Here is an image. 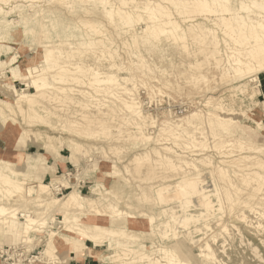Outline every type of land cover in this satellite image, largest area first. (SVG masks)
<instances>
[{
    "label": "bare ground",
    "instance_id": "1",
    "mask_svg": "<svg viewBox=\"0 0 264 264\" xmlns=\"http://www.w3.org/2000/svg\"><path fill=\"white\" fill-rule=\"evenodd\" d=\"M0 1L6 3L10 0ZM26 1L44 5L53 3L54 7L57 4L63 5L70 13L73 9V13L82 10L89 15L100 12L109 22L114 20L112 28L118 36L122 33L126 35L121 36L120 42L114 41L104 25L95 20L83 19L77 23L72 20L75 23L73 26V23L70 24L72 27L68 23L61 24L65 22L63 18L48 8L34 10L38 14L35 26H29L23 21V28L14 30L12 20L6 17L9 11L0 7V53L3 48H10L9 44L2 41L9 39L8 36L12 33L15 34V39L21 37L19 41L22 44L26 37L31 35L30 38H34L40 35L39 40L35 42V47L39 48L40 52L27 59L24 70L18 67L16 56L0 58V92L3 96L11 97V100L0 98V123L12 124L17 112L35 118L52 115L53 111L59 109L60 114L55 112L53 116L58 118L61 131L90 136L88 130H91L92 126L100 131L101 128L105 129L102 123L104 120L99 118L103 114L111 121H116L115 116L121 115L120 121L114 124L121 134L119 138L122 137L125 141L152 142L156 145L148 147L143 153H135L130 162L139 172L138 168L142 162L151 161L145 169L144 177L135 176V187L142 195L152 191L156 201L162 204L159 211L163 218L159 225L165 227V230H155L160 234L158 241L153 238L142 239V234H147L149 228L142 220L117 208L116 204L125 202L126 198L120 187L110 189L97 180L82 193L62 174L51 182H43L42 176L49 166L46 155L28 157L25 153L10 154L6 150L4 153L0 152V241L3 236L10 234L20 236L24 240L30 239L33 233L43 231L50 220L55 226L59 224L49 227L47 239L44 241V253L50 255L53 252L58 255L62 247L67 251L70 249L69 253L77 248L96 252L99 250V244H105L107 250L114 251L112 261L117 264H185L191 260L193 245L197 247L195 255L201 264H209L218 251L215 252L213 247V243L216 244L218 240V234L210 222L221 224V230H225L220 222L221 217H218L215 211H221L225 207L227 212L231 213L235 204L240 211L245 207H252L255 203L264 207V147L250 143L251 134L237 125L231 116L232 111L220 104L221 100L214 104L208 103L206 111H192L178 122L166 115V120L158 126L151 116L148 125L156 126L158 130L156 135H150L146 132L148 117L142 112L133 92L137 87V80L134 74L118 75V72L129 69L122 60L117 62L116 59H119L121 52L127 54L130 65L134 64L135 69H140L136 72L142 73L147 64L138 53L139 47L146 46L152 39L168 35L182 43L191 37L197 46L202 47L206 44H202L200 39L202 36H208L211 39L207 44L211 43L210 56L213 66L220 69L221 77L228 76L227 79L232 80L248 78L249 82L256 81L259 84L258 73L264 72V0ZM197 16L200 19L196 18ZM142 19L145 21V27H141L139 32L134 31L135 24ZM185 21L189 22L187 26L182 25ZM206 21H211L215 27H208ZM59 25L62 27L59 28ZM218 30L223 34V39L217 37ZM51 31L54 36L50 34ZM138 33H143L144 38L139 40ZM221 42L224 44L223 49L219 47ZM90 55L94 57L91 59ZM86 56L94 63H91V60L86 61ZM133 57L139 58L136 61L141 65L134 63ZM210 59L209 61L212 60ZM6 71L9 75L5 74ZM199 80L207 81L208 76L200 75L196 81L200 82ZM14 81H23L25 88L17 89ZM192 82L196 84L195 81ZM30 88L33 90L30 91ZM157 90L160 92L159 88ZM47 103L56 104L59 108L52 111L53 106L47 107ZM60 103L66 106L61 107ZM259 103L264 107V100ZM68 106H75L77 109L68 110ZM90 106L101 115H92ZM249 119L255 124L251 129L264 128L260 120L250 117ZM53 125L51 123L50 127L54 129ZM6 126L9 127L10 124L7 123ZM7 130L10 131L9 128ZM16 132L12 131L13 139L19 135L18 131ZM96 132L95 134L98 133ZM108 132L109 130L106 133ZM115 132L114 135L117 134ZM113 133L111 132V135ZM23 138L30 143L35 140L40 143L46 154L53 156L56 153V156L65 161H78L84 149L79 141L69 138L67 147L70 155L62 156L56 142L60 143V148L64 143L62 140L58 141V137L52 140L50 135L44 137L25 131ZM38 138L44 141H36ZM213 156L218 158L216 162ZM51 168V171L55 172L54 167ZM204 168H207L212 181L211 189L208 188L206 174H203ZM110 169L106 172L107 176L119 175L115 164H110ZM25 170H34V175L29 174L30 179L25 178ZM125 171H128L127 166ZM156 178L162 182H170L157 185L146 183ZM61 187L68 191L61 193ZM116 188L121 192L117 193ZM60 193L62 196L58 195ZM241 194L245 197L240 198L237 203L236 198ZM254 198L258 202L254 200L251 203ZM17 209H21L20 212L23 213L17 212ZM105 209H109L110 213H105L102 217L97 216ZM50 213L52 214L49 219ZM55 213H59L61 218L57 220ZM20 216H23V219H19ZM246 216L240 214L243 220ZM245 222L247 224L246 219ZM258 226L260 225L256 227ZM177 229L185 232L184 235ZM203 229L210 234L204 239L194 240L192 233ZM87 242L91 245H86ZM261 243L264 245V242ZM12 254L11 252V257ZM64 259L66 258L61 262H66Z\"/></svg>",
    "mask_w": 264,
    "mask_h": 264
},
{
    "label": "rangeland",
    "instance_id": "2",
    "mask_svg": "<svg viewBox=\"0 0 264 264\" xmlns=\"http://www.w3.org/2000/svg\"><path fill=\"white\" fill-rule=\"evenodd\" d=\"M15 5L20 6L16 7ZM13 6H15V8ZM0 7H2L5 11H9L6 14V17L7 19L12 20V24H14V30H21V28H23V24L25 23L23 21H26L29 26H35V20H37L36 18H38V14H36L34 10L48 8L52 9L53 13L57 16L60 15L59 17L63 18L65 22H59L61 24L65 25L68 23L70 25L71 23H73V21H76L75 23H77L78 20L83 19L87 21L95 20V22L98 21L104 25V28L107 30L111 38L114 39V41L120 42L121 36L126 35L122 33L121 36H118V34H116L112 28V23L114 22V20L109 22L108 18L104 17L100 12L94 15H89L85 14L82 10H76L75 13H73V9V12L70 13L66 11L67 9L66 7H63V5L57 4L55 8L53 3H45L44 5V3L30 2L26 0H10L6 3L4 1H0ZM59 7L62 9H60ZM11 8L14 9L10 10ZM56 11L59 13H57ZM196 18L200 19L199 16H197ZM17 19L18 22H16ZM75 23L71 25L73 26ZM188 24L189 22L187 21L182 22L183 26H187ZM205 24L208 27H215L211 21H206ZM71 25L70 27H72ZM60 27H62V25H59V28ZM141 27H145V21L143 19L135 24L134 31L139 32L141 30ZM48 28H50V26ZM50 34L54 36V32L51 31ZM138 35L139 40L144 38L143 33H138ZM30 37L31 35L22 40V44L19 41L21 37L19 39H15V34H10V36H8L9 39H4V41H2L5 44H9L10 48H7L6 50L5 48H3V52L0 53V58L5 59L8 56L14 55L16 56L15 61L17 62L18 67L20 68V70H24L27 59L40 52V49L35 47V42L39 40L40 35L38 34L34 38ZM202 37L203 38L200 39V41L202 42V44H206V46L203 45L202 47L197 46V44L192 41L191 37H188L186 41L181 43L168 37V35H160L157 38L152 39L150 43L146 44V46H140V51L138 50V53L143 56L145 63L148 66L143 67L144 71L142 73L145 75L140 73L141 71L136 72L140 69H135L134 64V66L130 65L127 60V58L129 57L127 54L121 52L122 54L120 53L121 56H119V59H116L117 62H119V60H122L123 64L130 70L120 71L118 72V75L121 74V76H128L129 74H134L137 80V87L133 89V92L135 94L136 100L140 104L139 106L142 109V112L148 117L146 122V132L154 136L156 135L158 130V127H151L150 125H148L149 117L151 116L154 118V120L156 121V125L158 126L161 122L166 120L164 118L166 117V115L172 117L173 120H176V122H178L180 118H184L192 111H206L208 103L214 104L217 103V101L221 100V102L219 103L222 104L226 109H228V111H232L231 116L234 117L237 125L240 128L246 130L247 133L251 134L252 141L250 143L264 147V128H262V130L258 128H256V130L251 129L255 126V124L253 120L249 119L250 117L255 120H260L264 124V107L259 103V101L264 100V72L258 73L259 84H257L256 81L249 82L248 78L244 80H232L229 77L231 79L230 80L227 79L228 76H226L224 78H226L227 80L224 79L223 77H221L220 69L213 66V59L212 56H210L211 43L207 44L211 40L210 37ZM217 37L219 39L224 38L223 34L219 30L217 32ZM219 47L222 49L224 48L223 42L220 43ZM35 49L37 50L35 51ZM90 57L92 59L94 56L92 57V55H90ZM91 59L86 56L85 60L90 61ZM133 59H135L134 63L137 62L141 65L140 62L136 61L139 58L133 57ZM209 59L211 61H209ZM91 63H94V61L91 60ZM211 64L213 67L211 66ZM100 67L102 66L100 65ZM146 73L148 76L146 75ZM5 74L9 75L7 71L5 72ZM200 75L208 76V80L204 82L201 80H199L200 82L196 81V79L199 78ZM166 76L168 77L166 78ZM157 77L160 79H158ZM192 80L195 81L196 84L192 82ZM189 82H191L192 84ZM14 83L17 89H23V87L25 88V86L23 85V81H14ZM165 84L169 86L167 87ZM151 88H153V90ZM157 88H159V91L161 93L158 92ZM29 90L31 91L33 89L30 88ZM0 98L11 100V97L3 96L1 92ZM47 104V107L53 106L51 108L52 111L59 108L56 106V104ZM60 104L61 107L66 106L63 103ZM90 107L92 109L90 108L89 111L93 112L92 115H98L97 117L101 115L98 114L99 112L96 111L93 106ZM68 108H70L68 110L77 109V107L75 106H68ZM57 110L53 111L54 113L52 112V115L49 114V116L45 115L43 117L35 118L23 116L21 113L17 112L12 124L11 122H5L4 125L0 123V137L4 138L1 147H4V144H7L8 146H12V148L15 147V150H18L17 152L25 153V155L28 157L33 154L36 156L46 155L47 161L49 159V166H47L46 171H44L45 174L42 176L43 182H51L52 179L62 174L64 175V177L68 178V181L71 185L77 186L78 190H80L82 193H85L88 190L89 185L94 184L97 180L103 182L104 185L110 189H113L114 187H120L126 198L125 202H116L117 208L126 211L131 215H134L138 219L142 220L144 225L149 228L147 234H142V239L146 238L148 240L149 238H153L155 241H158L160 239V234H157L155 230H157L158 232L159 230H165V227L159 225V222H161L163 218L159 211L160 207H162V204L156 201V197L153 195L152 191H149L142 195L141 193H139V191H136L135 187V184H137L135 182V176L136 178L137 176L144 177L146 175L145 169L148 168V165L151 164V161L142 162L138 168L139 172H137V170L132 167V163L130 162L135 153H143L145 150L156 145L152 142H135L132 139L134 141L133 142L130 140L125 141L122 139V137L119 138L121 134H119V132L117 131L115 123L120 121L119 117L121 119V115L115 116L116 121L114 119H112L111 121L105 118V116H103L105 114H103L102 117L99 118L104 120H102V123L105 129L103 128L102 130L101 128L100 131L99 129H97V127L94 126L93 128L92 126L90 127L91 130H88V132L91 133L90 136L75 134V132L72 131L63 132L58 126V118L56 117V115L53 116L55 112L57 114H60L61 110ZM105 121L108 122L106 123ZM7 123L10 124L9 127L6 126ZM51 123L54 125L57 123L55 126L53 125L54 129L50 127ZM109 124H113V126L111 125L110 128ZM7 128H9L11 132L8 131ZM92 129H94L95 131ZM248 129L251 130L248 131ZM108 130L109 132L106 133ZM12 131H18L19 133V135H17L15 139H13L12 137ZM25 131L33 132L34 135L39 134L44 137L46 135H50V137H52V140L58 137V141L62 140V142L64 143L63 147L60 148V143L56 142L57 149L62 154V156L70 155V150L67 147L69 138H73L79 141L84 146V149H82L78 161H65L61 159L60 156H56V153L54 154L55 157L54 155L52 156L46 154L45 150L40 147V143L35 142V140L34 143H30L29 141L27 142L23 138V133ZM95 132L97 134H95ZM111 132L117 133V136L114 135V133L113 135H111ZM108 134H110L111 136ZM116 137L118 140L115 139ZM36 141L43 142L44 140H40V138H38V140ZM213 159L214 162L218 160L217 157H214ZM112 163L116 165L117 169H119V175L117 176L106 175V172L111 170L110 164ZM57 166L59 167L57 168ZM125 166L128 167L127 172L125 171ZM51 167H54L53 169L55 170V172L50 171L52 169ZM32 171L34 170H31L30 172L25 170L24 173L27 172L25 174L23 173L25 178L30 179V176L28 175H34V172ZM203 174H206L205 176H207L206 181L208 184V188L211 189L213 187V184L209 177L207 168L203 169ZM59 178L61 179L62 177ZM166 182L170 181L165 180L162 182V180L156 178L151 179L146 183L157 185L159 183L165 184ZM146 183H143V185H145ZM236 184L240 185L238 182H236ZM117 188L115 189V191L117 193L121 192ZM67 191L68 189L61 187V193L65 194ZM61 193L58 195L62 196ZM242 197H245L244 194H241L239 198H236V202L238 203L239 199ZM254 200L258 202V200L254 198L251 203H253ZM169 205L172 206V204ZM234 207L235 208L233 210L235 212H233L232 210L231 213L227 212L228 210L225 207L221 211H215V213H217V216L221 217L220 222L223 224V227H225V230H221V224L215 225L214 221L210 222L213 230L218 234V240L216 244L213 243L215 252L217 250L218 251L215 253L216 255L213 257L209 264H264V245L263 243H261L264 242V207L260 205V203L252 204V207L254 208L245 207L243 208V211L242 209L240 211L236 204ZM21 209H17V212H20ZM109 211V209H105V211H101V214H98L97 216L102 217L105 215V213H110ZM240 212L247 215L245 218L247 224L245 222V219L243 220L240 217ZM31 214L34 213L31 212ZM51 214L52 213L48 215L49 219ZM92 214L94 213L92 212ZM55 217L58 220L61 218V215H59V213H55ZM19 219H23V216H20ZM257 225L260 226H258L257 228ZM51 226L56 227L59 226V224L55 226L54 222L49 220L47 226L42 229L43 231L33 233L32 238L30 239L26 238L24 240V238L21 239L20 236H12L11 234L3 236L0 241V264H117V262L112 261L114 251L107 250L105 244H99V246L97 247V249L99 250L96 252L77 248L73 249L72 253H69L70 249L67 251L65 247H62L63 249L62 251H59L58 255L55 252L51 253V255L44 253V247L46 246L44 241L47 239V232L50 229L49 227ZM152 230H154L153 233L151 232ZM177 231L180 232V234L183 233V235L185 233L182 232L181 229H177ZM209 234L210 232H206L203 229L198 233H192V237L194 240L202 238L204 239ZM261 237L263 238L261 239ZM5 238H7V240H4ZM86 245H91V243L87 242ZM222 245L224 249L222 248ZM191 248L193 251V254H191L190 256L191 260L189 262H186L185 264H201L200 260L195 255V253L197 252V247L192 245ZM252 249L254 252L252 251ZM11 252L13 253V257H11L10 255ZM87 255L91 257H86L85 262L83 261V263H79L81 260H83V257ZM64 257L66 258L64 259L66 260V262H61Z\"/></svg>",
    "mask_w": 264,
    "mask_h": 264
},
{
    "label": "crops",
    "instance_id": "3",
    "mask_svg": "<svg viewBox=\"0 0 264 264\" xmlns=\"http://www.w3.org/2000/svg\"><path fill=\"white\" fill-rule=\"evenodd\" d=\"M3 141H4V138H2V137H0V152L1 153H4V151H6L7 150V152H9L10 154L12 153V154H15L17 151L15 150V147L14 148H12V146H8L7 148L5 147L6 145L4 144V147H1L2 146V143H3ZM17 149V148H16ZM9 154V155H10ZM31 157H38V156H36V155H31ZM51 160V159H50ZM48 163H49V159H48ZM56 165V164H55ZM59 166H57V168H58ZM57 168H56V170H57ZM36 170H37V168H36ZM35 170V171H36ZM51 171V170H50ZM45 177V176H44ZM4 240H7V238H5ZM3 240V241H4ZM86 257H91V256H89V255H87V256H84L83 257V260H81L79 263H83V261L85 262L86 261Z\"/></svg>",
    "mask_w": 264,
    "mask_h": 264
}]
</instances>
